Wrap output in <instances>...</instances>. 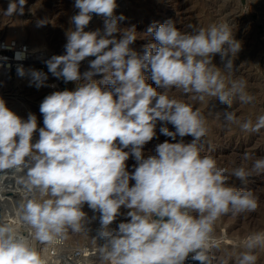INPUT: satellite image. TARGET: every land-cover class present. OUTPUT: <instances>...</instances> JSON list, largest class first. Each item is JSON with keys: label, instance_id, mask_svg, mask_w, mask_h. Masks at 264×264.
I'll list each match as a JSON object with an SVG mask.
<instances>
[{"label": "clouds", "instance_id": "1", "mask_svg": "<svg viewBox=\"0 0 264 264\" xmlns=\"http://www.w3.org/2000/svg\"><path fill=\"white\" fill-rule=\"evenodd\" d=\"M26 3L10 0L4 14L23 15ZM73 7L78 12L70 17L74 28L65 33V54L45 64L53 77L74 83L75 89L43 99L39 128L35 114L23 119L0 98V193L9 177L21 193L14 209L21 228L0 214V264H47L38 245L62 244L69 233L90 238L96 264H184L189 258L199 264H229L233 258L236 264H257L264 230L245 237L235 257H218L215 227L226 215L258 210L259 197L230 180L247 184L251 177H264V156L245 152L239 166L221 167L216 158L202 154L209 132L204 114L169 94L175 90L200 103L217 98L229 108L234 99L254 103L247 81L227 78L221 70L229 75L238 70L234 61L242 42L235 39L232 25L221 21L186 32L169 19L153 22L141 34L135 25L120 27L125 17L115 15L117 0H74ZM94 14L103 18V30L86 31ZM46 23L38 20L37 27ZM141 36L151 38L142 54L131 47ZM217 54L223 68L213 63ZM88 57L94 59L82 73L81 62ZM15 58L24 59L25 52ZM17 75L29 77V86L37 89L48 79L45 72L23 65ZM223 117L227 127L264 130V112L255 122L234 111ZM158 122L175 129L162 126L161 134L180 139L165 140L145 154ZM130 156L136 161L131 173L126 165ZM130 181L135 183L130 186ZM85 205L100 213L93 237ZM122 207L129 210V219L113 229Z\"/></svg>", "mask_w": 264, "mask_h": 264}, {"label": "rangeland", "instance_id": "2", "mask_svg": "<svg viewBox=\"0 0 264 264\" xmlns=\"http://www.w3.org/2000/svg\"><path fill=\"white\" fill-rule=\"evenodd\" d=\"M9 2L10 0H0V37L16 38L26 43H30V40L33 42V45H43L48 50V59L53 55L65 54V33L70 28L69 19L76 11L74 10L71 16L68 15L73 7L74 0H27L24 14L20 15L19 18L20 27L23 31H17L15 28L9 29L8 27L11 24L10 22H12V17L15 15L4 14ZM117 5L119 6L115 9V15H123L125 17L123 21L119 22L120 26L126 27L129 25L130 27L135 25L137 32L141 34L145 33L153 22L164 23L169 19L175 20L178 28L186 32H192L201 27L206 28L212 23H219L221 21L232 25L235 39L242 42V49L234 61L238 70L231 75L223 72V69L221 70L230 79L243 77L247 81V92L255 97L254 103L242 105L238 100L234 99L232 107L229 108L227 105H221L217 98H210L200 103L190 101L188 96L175 90L169 94L182 99L185 103H192L194 109L199 108L204 114L209 132L203 139L205 150L202 154L211 155L216 158L221 167L232 168L239 166L242 163L241 156L245 152L253 154L256 157L264 156V130H261L260 133H248L235 125L227 127L223 117V113L234 111L238 118H251L255 122L256 116L264 112V0H117ZM141 5H144V8ZM45 19L48 23L42 27H37V21ZM102 24L101 30H103L104 26L103 19ZM29 27H33L32 29L37 30V32L31 33V28ZM96 29L92 28L89 31ZM32 34H35L34 38L30 37ZM37 35L39 37L41 35L42 38L40 37L39 39ZM141 38L137 39L131 47L142 54L143 46L151 38L143 39V36ZM152 42L155 41L152 40ZM91 59H94V57H88L85 61L81 62L80 71L82 73L89 70V61ZM213 63L217 67H224V61L221 60L219 54L214 56ZM145 76L147 82L156 87L151 81L150 73L145 72ZM252 76L255 79H252ZM93 78L100 80L102 79V75H96ZM13 80L14 77L12 76H8V79L4 81L0 77V98L6 102L8 108L23 119H27L29 112L35 114L38 128L43 127V116L39 111V106L42 102L45 86L39 89L34 85L29 86V77L25 78L26 81L24 82H14ZM61 84L68 90H74L76 87L74 83H65L62 79ZM157 91L163 92V89L157 88ZM162 126H167L169 131H175L171 124L162 125L158 122L156 137L144 146L145 154H148V151L149 153L153 152L158 143H162L165 140L177 142L180 139L177 137V141H172L170 137L161 134L160 127ZM36 139H38V132L34 134L33 142ZM183 139L187 143L191 141L192 137L186 136ZM125 151H128V149H125ZM126 165L127 170L130 173L133 172L136 165L135 159L131 160V157H129ZM134 183V181H130V186ZM230 183L237 188L252 190L259 197V207L256 212L240 216L229 214L217 222L215 232L220 242V252L214 251V254L218 257H227L228 255L235 257L239 251H242L240 244L245 237L253 233V230L255 232L264 230V177H251L247 184H243L239 180L232 178ZM9 199L5 202L4 200L2 203L0 202L2 205H0V214L4 210L8 211L11 207H15L17 200L19 201L21 198L14 197V199ZM12 200L13 202H11ZM83 210L88 214L91 221L88 224V228L90 229L89 236L93 237L100 227V213L89 209L87 205L84 206ZM128 211V209L126 210V208L122 207L120 215L117 217L118 219L110 227L114 229L117 228L120 222H126L129 219L127 217ZM100 243L102 242L100 241ZM63 244L64 247L60 250L64 249L63 251L65 252L77 249L81 251L79 255L82 257L78 256L76 258L78 260L75 259L74 264L85 262V258L87 257L85 255L89 256L85 251L90 248L89 245L91 248L93 247L89 237L73 235L71 233H69V238ZM38 248L44 257L45 249H52V245L47 247L38 245ZM52 258H46L47 264H56V260L53 263L50 262ZM97 258L96 253L89 264H95ZM81 260L83 261L81 262ZM230 262L231 264L236 263L234 258L229 261V264ZM257 264H264V252L259 254Z\"/></svg>", "mask_w": 264, "mask_h": 264}, {"label": "built area", "instance_id": "3", "mask_svg": "<svg viewBox=\"0 0 264 264\" xmlns=\"http://www.w3.org/2000/svg\"><path fill=\"white\" fill-rule=\"evenodd\" d=\"M78 12V9L75 11L74 15ZM95 14L93 15L92 20L86 29L93 23V21L97 18ZM74 28V25H72ZM85 29V30H86ZM25 52V58L22 60H17L15 58V54L17 52ZM49 53L46 47L44 46H35L31 47L28 43L23 40H19L16 38H8L6 36L0 37V70L5 71L9 76L15 77L17 75V67L19 65H23L25 69H36L45 72L48 75L49 81L46 83L43 99L51 94L54 91H63L65 88L61 84V79H57L48 72L45 61L48 59ZM26 76L23 77L25 80ZM23 81V82H24ZM55 85V87H52ZM63 245L62 244H54L52 245V249L50 251V257H53L50 262H56V264H73L74 260L80 256V250L73 251H63L60 250Z\"/></svg>", "mask_w": 264, "mask_h": 264}, {"label": "bare ground", "instance_id": "4", "mask_svg": "<svg viewBox=\"0 0 264 264\" xmlns=\"http://www.w3.org/2000/svg\"><path fill=\"white\" fill-rule=\"evenodd\" d=\"M143 2V1H142ZM51 4V3H50ZM144 4V3H143ZM135 5H137V4H135ZM119 6V5H118ZM141 6H143V8H144V5H141ZM140 6V7H141ZM49 9V8H48ZM142 9V8H141ZM74 10H77V9H75L74 7H72V9L70 10V13L68 14V15H72V13L74 12ZM138 11V10H137ZM142 11H143V9H142ZM146 11V10H145ZM150 11V10H149ZM149 11H147V12H149ZM51 12V11H50ZM141 13V12H140ZM118 14V13H117ZM122 14V13H121ZM127 14V13H126ZM133 14H134V12H133ZM147 14V13H146ZM149 14V13H148ZM119 15V14H118ZM131 15H132V13H131ZM135 15V14H134ZM120 16V15H119ZM142 16V15H141ZM140 16V17H141ZM128 17V16H127ZM144 17V16H143ZM152 17V16H151ZM19 18H20V15L19 14H15L13 17H12V22H10L11 24L8 26L9 27V29L10 28H15V30H17V31H23L22 30V28L20 27V21H19ZM102 19L103 18H101L100 16H98L94 21H93V23L86 29V31H89V30H91L92 28H97V29H101L102 28ZM150 19H152V18H150ZM70 20V19H69ZM156 20V19H155ZM148 21V20H147ZM29 24V23H28ZM30 25V24H29ZM32 25V24H31ZM69 26H70V28H72V24H70L69 23ZM125 26V25H124ZM34 27V26H33ZM33 27H29V28H31V33H36L37 32V30H33L32 28ZM121 27V26H120ZM122 27H123V25H122ZM126 27H129V25L128 26H126ZM124 28V27H123ZM10 31V30H9ZM19 33H21V32H19ZM30 33V34H31ZM39 34V33H38ZM17 37V36H16ZM31 38H34L35 37V34H32L31 36H30ZM37 37L40 39V37H41V35H40V37L37 35ZM27 38V37H26ZM28 38H29V35H28ZM42 38V37H41ZM32 40V39H31ZM35 40V39H34ZM33 40V41H34ZM36 40H37V38H36ZM29 42L30 43H28L31 47L33 46V47H35L36 45H33L32 43L33 42H31L30 40H29ZM40 46H43V45H40ZM238 62V61H237ZM246 68V67H245ZM245 73V72H244ZM254 75V74H253ZM8 74L5 72V71H2V70H0V77H2V80L4 81V80H6V79H8ZM10 77V76H9ZM241 77V76H240ZM253 77V76H252ZM26 78H27V76H26ZM252 79H255L254 77L252 78ZM14 82H21V81H24L23 80V78H21V77H19V76H15L14 77V80H13ZM49 81V78L47 79V81H46V83ZM7 82H8V80H7ZM221 105H223V104H221ZM225 106V105H224ZM219 107H221V106H219ZM219 109V108H218ZM148 153H149V151H148ZM131 157V156H130ZM131 160H134V158L133 157H131ZM133 162V161H132ZM4 188H5V191H3L2 193H0V195H3L4 197H5V199H4V202L5 201H7V200H10L9 198H13L14 199V197H20L21 198V193H19L18 191H16L15 189H16V185H15V182H14V180L11 178V177H9V178H7V179H5V181H4ZM15 202H16V200H14ZM18 201V200H17ZM1 203H2V201H0ZM11 202H13V200L11 201ZM9 203H10V201H9ZM14 204V203H13ZM13 204H11L12 206H13ZM1 205V204H0ZM2 206V205H1ZM16 207V206H15ZM15 207L13 206V207H11L8 211H6V210H4V212L3 213H1V214H3V218H4V220L6 221V222H8V223H10V224H13L15 227H17V228H21V225H20V222H19V219H18V216L16 215V213H15V211H14V209H15ZM127 210V209H126ZM94 217V216H93ZM118 219V218H117ZM264 219V218H263ZM250 220H251V218H250ZM252 221V220H251ZM256 222V221H255ZM258 223V222H257ZM257 223H256V225H257ZM254 224V223H253ZM20 225V226H19ZM259 225H260V223H259ZM19 226V227H18ZM261 226H262V224H261ZM112 227V226H111ZM253 227V226H252ZM244 228V227H243ZM243 228H242V230H243ZM115 229V228H114ZM263 230V229H262ZM252 232H255L254 230L252 231ZM92 233H93V231H92ZM243 234V233H242ZM102 242V241H101ZM88 246V245H87ZM62 248L64 247V244L61 246ZM89 249H87L86 251H85V253L86 254H89V256L88 255H85V253H84V255L85 256H87L86 258H85V262H83V263H85V264H89L90 262H91V260H92V257H93V255H95L96 253H97V251H96V248L93 246L92 248H91V246L89 245ZM83 248V247H82ZM228 248V247H227ZM51 250V249H50ZM64 250V249H63ZM44 251V250H43ZM215 251V250H214ZM218 252V251H217ZM219 252H220V250H219ZM222 252V251H221ZM80 253H81V251H80ZM226 253V252H225ZM82 254H83V252H82ZM50 254H49V249H45V255H44V257H45V259L46 258H49L50 256H49ZM191 255V254H190ZM80 257H82V256H80ZM80 259V258H79ZM98 259V258H97ZM76 260H78V259H76ZM75 261V260H74ZM83 260H81V262H82ZM49 262V261H48ZM77 262V261H76ZM96 262V261H95ZM236 262V261H235ZM56 263V262H55ZM82 263V264H83ZM73 264H74V262H73ZM96 264V263H95ZM184 264H199V262H197V261H193L191 258H189V259H187L185 262H184ZM230 264H231V262H230ZM233 264H236V263H233Z\"/></svg>", "mask_w": 264, "mask_h": 264}]
</instances>
